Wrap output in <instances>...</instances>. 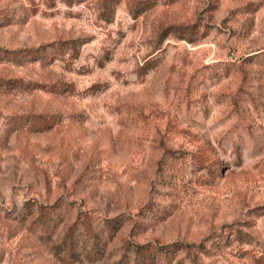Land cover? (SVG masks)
I'll use <instances>...</instances> for the list:
<instances>
[{"label":"rangeland","instance_id":"374dc122","mask_svg":"<svg viewBox=\"0 0 264 264\" xmlns=\"http://www.w3.org/2000/svg\"><path fill=\"white\" fill-rule=\"evenodd\" d=\"M128 243L264 264V0H0V264H119Z\"/></svg>","mask_w":264,"mask_h":264},{"label":"trees","instance_id":"16d2710c","mask_svg":"<svg viewBox=\"0 0 264 264\" xmlns=\"http://www.w3.org/2000/svg\"><path fill=\"white\" fill-rule=\"evenodd\" d=\"M48 52L46 47L36 48V49H23L11 52L9 54L13 55V58L17 61L23 60H38L43 54ZM57 206H42L39 209V215L36 220L33 222V226L36 228H41L45 233H49L52 230L57 229L61 222L60 215L56 213ZM82 218V217H80ZM121 219H107L101 226V232L107 231L109 236H112L113 232L120 224ZM84 232L85 235L91 240V249L88 252V256L93 259H100L102 254L103 247L105 243L103 238L94 230L91 221L83 220ZM80 229V220L78 219L66 232L62 238L59 246L60 251H66V255L71 254L69 257L74 255L75 249L74 244L78 243L77 235L81 234ZM185 246L180 244H169L165 246H158L155 244H146V245H136L133 246L131 243H128L126 246V252L123 258L119 261V264H129L132 260V264H172V261L175 260L178 253L182 250L185 251ZM200 251L201 245L197 246ZM133 254V255H132ZM131 258H127L128 256ZM68 257V256H66ZM65 258V257H64Z\"/></svg>","mask_w":264,"mask_h":264}]
</instances>
